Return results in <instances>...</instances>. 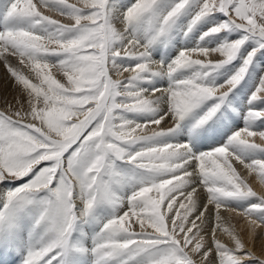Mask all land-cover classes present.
<instances>
[{
    "label": "snow or ice",
    "instance_id": "1",
    "mask_svg": "<svg viewBox=\"0 0 264 264\" xmlns=\"http://www.w3.org/2000/svg\"><path fill=\"white\" fill-rule=\"evenodd\" d=\"M0 62L3 264H264V0H0Z\"/></svg>",
    "mask_w": 264,
    "mask_h": 264
},
{
    "label": "bare ground",
    "instance_id": "2",
    "mask_svg": "<svg viewBox=\"0 0 264 264\" xmlns=\"http://www.w3.org/2000/svg\"><path fill=\"white\" fill-rule=\"evenodd\" d=\"M70 2L72 3H76L77 0H70ZM193 58H198V57H193ZM221 57H219L218 54H213L212 56H210L209 58H203V59H211L213 61L220 59ZM11 63L14 66H18V61L15 58L11 59ZM26 75H31L29 72H27V70H24ZM125 75H128L127 73H125ZM36 82V81H33ZM0 87L3 88V91L9 96V98H11V96L15 95V93L18 91L17 88L14 87L13 85V81L11 80V78L8 76L6 70H5V66L2 62H0ZM0 108H3V105L0 104ZM242 126V123L241 125ZM256 142L259 143V139L256 138ZM27 178H25L26 180ZM24 182V181H21ZM252 186L254 188V190L260 192V191H264V186L259 185L257 182L255 181H251ZM11 184V183H10ZM8 186V185H7ZM2 187V185H1ZM4 187V186H3ZM225 216H230L229 213H225ZM238 219V218H237ZM233 223L235 224L236 221L233 220ZM247 227L246 223L243 220H240L239 223L237 224V229L240 231L245 230ZM219 238L225 242V243H229L228 237L226 235L223 234H218ZM256 251L259 252V245H257Z\"/></svg>",
    "mask_w": 264,
    "mask_h": 264
},
{
    "label": "rangeland",
    "instance_id": "3",
    "mask_svg": "<svg viewBox=\"0 0 264 264\" xmlns=\"http://www.w3.org/2000/svg\"><path fill=\"white\" fill-rule=\"evenodd\" d=\"M22 183L21 181H15V182H11V184L9 183L7 187H13V186H19V184ZM1 187V185H0ZM3 187V185H2Z\"/></svg>",
    "mask_w": 264,
    "mask_h": 264
}]
</instances>
